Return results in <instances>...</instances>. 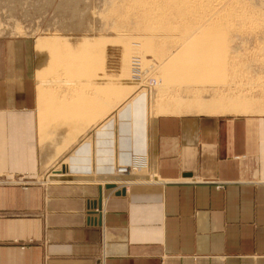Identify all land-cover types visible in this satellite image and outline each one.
Instances as JSON below:
<instances>
[{"label":"crops","instance_id":"crops-1","mask_svg":"<svg viewBox=\"0 0 264 264\" xmlns=\"http://www.w3.org/2000/svg\"><path fill=\"white\" fill-rule=\"evenodd\" d=\"M33 44L0 38V264H264V112L161 115L154 178L39 182Z\"/></svg>","mask_w":264,"mask_h":264},{"label":"bare ground","instance_id":"bare-ground-1","mask_svg":"<svg viewBox=\"0 0 264 264\" xmlns=\"http://www.w3.org/2000/svg\"><path fill=\"white\" fill-rule=\"evenodd\" d=\"M118 1L119 3H117ZM118 1L113 0L108 8V12L112 13L113 20H117L114 21L116 26L115 23L110 26L113 31L108 33L111 50L106 51L104 40H99L100 44L98 45L100 46H97L89 37H86L83 42V58L88 64L87 66H91L90 69L88 67L86 69L77 67L65 70L61 76L57 74L49 76V80L45 76L43 78V82L50 85L58 82L68 83V89L65 86L63 93L66 98H77L78 108L84 110H82L83 114L81 113L80 119L85 120V122L88 120L92 122L93 138H98V135L104 134L106 138L112 139L116 136L115 133L120 131L126 132L130 138L129 131L132 127H135L136 130L140 129L138 132H140L139 135H142L141 138L143 139L147 135L146 122H150L149 126L151 125L154 131L155 119L158 114H169L179 110H188L187 113L193 111L196 114H222L227 113V111L232 113L251 112L253 109L255 110L256 106L254 104L264 102V98L260 96L259 98L250 97L252 96L251 88L253 87L249 85L248 87L244 83L233 87V90L237 92L236 95H232L234 94L233 91L232 93L230 91L229 94L231 95H221L219 89L222 80V78L220 80V77L223 75L222 70L224 66H227V61L233 53L232 49L234 47L232 48V44L238 41H234L236 39L234 33L237 35V33L246 32L247 30H257L264 33V17H262L264 12L261 9L263 14L260 13V8H257L259 5L254 3L253 5L244 0ZM107 2L109 1L107 0ZM114 30L116 31L114 32ZM121 30L122 32H119ZM116 33H123L127 38L125 42H121L120 34ZM263 38L262 48L260 47L262 51H264ZM148 56L152 58H148ZM35 60L36 62L39 61L40 57ZM58 65L60 68L61 65L59 63ZM183 67L184 69L188 67L191 70L197 67L193 74L204 78H212L207 87L205 86L206 89L202 87V84L199 86L193 85L194 91H192V94L194 93V98L192 96V99H190L191 96H189L190 98H186L188 96L182 98L181 95V97H178V94L172 93L171 87L174 88V85L171 82L161 81L154 86L146 82L147 77L156 71L158 72L155 74L158 73L159 75V72L163 70L160 73L163 76L169 71ZM44 74L46 75V73ZM232 75L238 76L241 80L253 76L251 71L238 72L236 70L231 71ZM263 75L262 77H264ZM236 78L234 77V80ZM175 85L177 86L178 83H175ZM262 85L264 86V84ZM262 94L264 95V93ZM112 96L115 97V105H111L112 99L110 100V98ZM122 104L125 105L123 108L121 107ZM153 107H155L156 113H152ZM78 108L69 110L70 114L73 110H80ZM120 110L126 111L122 112ZM70 114L68 113V115ZM131 116L136 118L133 123L128 120V117ZM102 131H104L103 134ZM62 144L65 145V143ZM104 163L97 162L93 165L92 168L95 169V174L101 171ZM118 165L122 172L125 169L127 170L123 163ZM147 176L146 178L140 177V179L145 181V179L154 178L153 173ZM105 184L109 189H112L118 183L104 182L102 186Z\"/></svg>","mask_w":264,"mask_h":264},{"label":"rangeland","instance_id":"rangeland-1","mask_svg":"<svg viewBox=\"0 0 264 264\" xmlns=\"http://www.w3.org/2000/svg\"><path fill=\"white\" fill-rule=\"evenodd\" d=\"M108 1L109 2H107V0H0V38L25 40L33 44V57L35 61L34 81L36 82L37 92L38 134L42 157L41 171L39 178L37 179L39 182L55 183L61 181H87L100 184L104 182L112 184V182H115L118 183L117 185H114L117 187L121 186L123 183L127 184L131 181H140V177L146 178L148 177V174L153 173L150 154H152L154 131L152 130L151 125L149 126V121L146 120L147 135H145V138L143 139L141 138L142 135H139L140 132H138L140 129L136 130L135 127H132L129 131L130 138L124 131L116 132V136L112 137V139L106 138L103 134L104 131H102L103 135L100 134L98 135V138H93L92 122L90 120L85 122V120L82 121V119H80L84 110L82 109V111L78 108L79 102L77 98H66V95L63 93L66 88L65 86H67L66 89H68V83L58 82L57 84L50 85L49 83L43 82V78L46 77L49 80V76H54L56 74L61 76L65 70L75 69L77 67L83 69L88 67L90 69L91 66H87L88 64H86V61H84L83 58V42L86 37H89L97 46H100L98 45L100 44L98 42L99 40H104L107 49L106 51L109 49L111 50V45H109L110 43L108 41V33L109 31H113L110 26L117 20H113L112 13L108 12V8L113 0ZM244 1L259 5L257 8H260L259 11L263 14L264 0ZM117 3H119V1ZM261 9L263 12H261ZM115 31L116 30H114V32ZM119 32H122V30ZM116 34H120L121 42H125L127 39L123 33ZM234 34L236 37L234 41H238L236 43L233 42L232 44V48L234 47V49H232V60H230L231 58L228 59L227 66H224L222 70L223 75H225L220 77V80L222 78L219 88L221 95H231L229 94L230 91L231 93L232 91L234 92L232 95H236L237 92L233 90V87L235 85L239 86L240 83H244L246 86L249 85L250 87H253L251 88L252 96L250 97L259 98L260 96L261 98H264V95L262 94L264 93V86L262 85L264 84V77H262L264 74V51L261 50L264 33L257 30H247L246 32L237 33V35L236 33ZM240 42L242 43L240 44ZM39 57L40 60L36 62L35 59H39ZM148 58L152 57L148 56ZM58 63L61 65L60 68ZM196 68L197 67H195L194 70H196ZM194 70H191L188 67L185 69L184 67L180 69L178 68L164 74L165 77L160 74L163 70L159 72V75L158 73L155 74L158 72L156 71L154 74H151L152 77L151 75L147 77L146 82L152 86L158 85L157 83H160L161 81L171 82V84L174 85V88L171 87L172 93L174 92V94H178L177 96H182V98H185L186 96H188L186 98H190L189 96H191L190 99H192V96L194 95V93L192 94L194 86L202 84V87L206 89L209 81H212L211 77H205V79L204 77L193 74ZM233 70L238 72L251 71L254 77L252 76L251 78H248L249 80L247 78L241 80L238 76H231V71ZM229 72L230 74H228ZM44 73H46V75ZM234 77L237 78L234 80ZM175 83H178V85L176 86ZM65 92L67 91L65 90ZM68 95L71 96V94ZM110 100L111 105L116 104L114 96H112ZM254 105L256 106L255 110L253 109L251 112H260V110L261 112H264L263 101L257 102V104ZM124 106V104L121 105L122 108ZM77 108L80 110L71 111V116L69 110ZM153 108L152 113H156L155 107ZM120 111L124 112L126 110ZM187 111L188 110H179L169 114H158L155 121H157V118L161 115H183L193 113V111H191V113H187ZM68 113L70 115H68ZM194 113L196 114V112ZM128 118L132 123L134 120L136 121L134 116ZM104 129L107 131L106 128ZM114 130L116 131V129ZM62 143H65V145ZM105 144L107 146H103ZM101 146L102 148H100ZM97 162H105L103 166L104 168H101V171L98 172L99 174H95V169L92 168ZM122 163L124 164V167H127V170H123L124 172L121 171L119 165L117 166V164L122 165ZM23 176L24 175H18L14 178L20 184L25 185L30 182V179ZM1 178H4V176L1 177L0 175V179Z\"/></svg>","mask_w":264,"mask_h":264},{"label":"built area","instance_id":"built-area-1","mask_svg":"<svg viewBox=\"0 0 264 264\" xmlns=\"http://www.w3.org/2000/svg\"><path fill=\"white\" fill-rule=\"evenodd\" d=\"M8 178H1L0 183H9V182L19 183L18 181H16V179L14 177H11V178L8 177Z\"/></svg>","mask_w":264,"mask_h":264},{"label":"water","instance_id":"water-1","mask_svg":"<svg viewBox=\"0 0 264 264\" xmlns=\"http://www.w3.org/2000/svg\"><path fill=\"white\" fill-rule=\"evenodd\" d=\"M107 187V186H106ZM108 188V187H107Z\"/></svg>","mask_w":264,"mask_h":264}]
</instances>
